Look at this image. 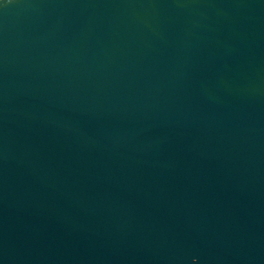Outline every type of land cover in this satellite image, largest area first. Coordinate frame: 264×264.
I'll return each mask as SVG.
<instances>
[{"label":"water","instance_id":"1","mask_svg":"<svg viewBox=\"0 0 264 264\" xmlns=\"http://www.w3.org/2000/svg\"><path fill=\"white\" fill-rule=\"evenodd\" d=\"M0 264H264V0H0Z\"/></svg>","mask_w":264,"mask_h":264}]
</instances>
